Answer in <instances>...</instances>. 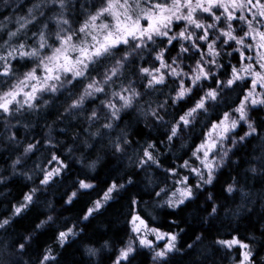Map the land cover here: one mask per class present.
Returning <instances> with one entry per match:
<instances>
[{"label":"clouds","instance_id":"obj_1","mask_svg":"<svg viewBox=\"0 0 264 264\" xmlns=\"http://www.w3.org/2000/svg\"><path fill=\"white\" fill-rule=\"evenodd\" d=\"M0 264H264V0H0Z\"/></svg>","mask_w":264,"mask_h":264}]
</instances>
